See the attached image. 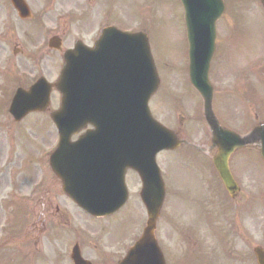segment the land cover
I'll use <instances>...</instances> for the list:
<instances>
[{
  "label": "rangeland",
  "instance_id": "rangeland-1",
  "mask_svg": "<svg viewBox=\"0 0 264 264\" xmlns=\"http://www.w3.org/2000/svg\"><path fill=\"white\" fill-rule=\"evenodd\" d=\"M27 1L34 16L26 21L15 16L7 0H0V264L13 259L21 264L23 251L31 253L30 258L22 254L27 260L24 264H49L45 253L38 252L41 249L48 255L56 250L59 261L66 264L68 244L75 239L85 246L94 241L75 231L74 223L78 226L87 219H82L85 215L81 208L61 197V183L51 171L43 189L33 185L36 167L31 170V165L41 150L45 154L53 146L56 137L57 129L48 112L59 107V91L52 89L46 112L29 114L19 122L13 121L8 107L18 83L27 86L39 76L55 82L63 64L62 51L78 39L92 45L101 32L98 28L109 23L147 32L161 77L149 106L154 117L174 129L185 142L157 156L166 178L158 236L164 242L168 261L257 264L253 247L258 243L264 245V171L260 169L256 151L253 153L257 156L253 153L249 156L246 150L232 156L236 175L244 181L250 179L248 182L256 192L245 203H242L245 193L232 200L218 179L211 162L214 148L203 119L201 98L195 91L192 94L188 91L191 85L180 1ZM224 1L226 10L219 20L217 36L226 40L219 47L221 56L215 53L210 71L213 84L224 91L223 95L218 93L220 101L216 100L214 107L222 125L245 133L252 125L264 121V8L260 0ZM51 36L62 39V51L48 47ZM22 74L26 76L21 77ZM237 82L239 86L234 88ZM241 91H246L242 96L245 101L238 97ZM229 93H233L229 95L232 99L227 100L225 94ZM128 181L127 206L111 224L104 225L111 229L100 232L107 244L117 249L116 257H121L126 246L137 237L146 216L139 197V178L130 173ZM21 192L25 195H20ZM197 221L203 226L201 237L185 230ZM86 228L97 232L96 228ZM228 228L233 234L224 237ZM187 250L192 256L184 255Z\"/></svg>",
  "mask_w": 264,
  "mask_h": 264
},
{
  "label": "water",
  "instance_id": "water-1",
  "mask_svg": "<svg viewBox=\"0 0 264 264\" xmlns=\"http://www.w3.org/2000/svg\"><path fill=\"white\" fill-rule=\"evenodd\" d=\"M14 2L18 5V0ZM181 2L189 44V77L203 98L204 116L212 142L217 146L214 166L225 186L228 189L233 186V192L235 185L228 158L236 148L255 142L260 143L264 158V124L245 136L218 124L212 111L213 89L208 71L215 50V24L224 11V3L223 0ZM18 7L23 10L22 5ZM64 59L56 83L62 94L60 108L51 114L61 138L52 164L69 171V176L60 174L64 190L90 213H109L127 197L125 168L138 170L148 218L140 239L120 264H164L153 234L164 196L154 156L163 147H175L178 141L170 131L156 124L147 107L158 85L147 37L143 33L126 35L106 28L94 48L77 42L74 49L64 53ZM49 91L50 85L43 79L27 91L18 89L11 112L19 118L24 111L44 108ZM88 122L95 130L75 143L69 142L70 135ZM76 188L81 190L77 192ZM255 252L259 264H264L263 250L256 248ZM75 259H79L78 255Z\"/></svg>",
  "mask_w": 264,
  "mask_h": 264
},
{
  "label": "flooded vegetation",
  "instance_id": "flooded-vegetation-1",
  "mask_svg": "<svg viewBox=\"0 0 264 264\" xmlns=\"http://www.w3.org/2000/svg\"><path fill=\"white\" fill-rule=\"evenodd\" d=\"M243 193L246 194L247 201L248 202L251 201L253 189L250 184H248L246 188L240 187L239 192L232 200H235L236 198H238L239 194H243ZM246 198H244V200ZM119 248L121 249L122 247H119ZM81 249L82 248H80V250ZM87 250H89V252H86L87 256L91 255L93 258V260H91L92 264H117V260L119 259V257H116L118 253L117 249L115 250V248L111 244L110 245L109 244L105 245L104 243L93 244V245L87 246ZM67 264H73V263L70 260L68 261Z\"/></svg>",
  "mask_w": 264,
  "mask_h": 264
}]
</instances>
